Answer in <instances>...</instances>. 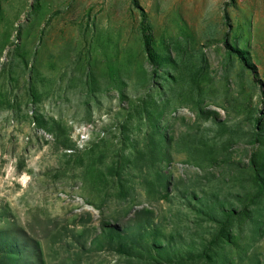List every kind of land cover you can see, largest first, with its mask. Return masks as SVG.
<instances>
[{"label":"rangeland","instance_id":"1","mask_svg":"<svg viewBox=\"0 0 264 264\" xmlns=\"http://www.w3.org/2000/svg\"><path fill=\"white\" fill-rule=\"evenodd\" d=\"M0 264H264V0H0Z\"/></svg>","mask_w":264,"mask_h":264},{"label":"trees","instance_id":"2","mask_svg":"<svg viewBox=\"0 0 264 264\" xmlns=\"http://www.w3.org/2000/svg\"><path fill=\"white\" fill-rule=\"evenodd\" d=\"M142 41L144 45V49L146 52H149L150 49V36L142 34Z\"/></svg>","mask_w":264,"mask_h":264}]
</instances>
